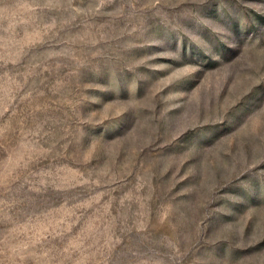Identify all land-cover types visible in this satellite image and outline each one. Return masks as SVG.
<instances>
[{
	"label": "rangeland",
	"instance_id": "obj_1",
	"mask_svg": "<svg viewBox=\"0 0 264 264\" xmlns=\"http://www.w3.org/2000/svg\"><path fill=\"white\" fill-rule=\"evenodd\" d=\"M0 264H264V0H0Z\"/></svg>",
	"mask_w": 264,
	"mask_h": 264
}]
</instances>
